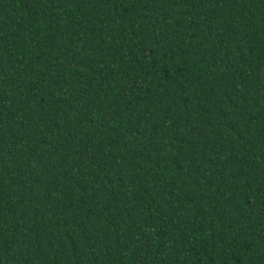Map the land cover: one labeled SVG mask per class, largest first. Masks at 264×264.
<instances>
[{"label": "trees", "instance_id": "trees-1", "mask_svg": "<svg viewBox=\"0 0 264 264\" xmlns=\"http://www.w3.org/2000/svg\"><path fill=\"white\" fill-rule=\"evenodd\" d=\"M0 264H264V0H0Z\"/></svg>", "mask_w": 264, "mask_h": 264}]
</instances>
